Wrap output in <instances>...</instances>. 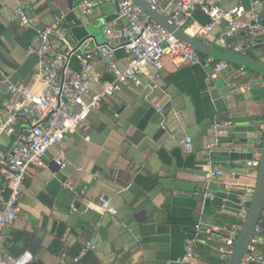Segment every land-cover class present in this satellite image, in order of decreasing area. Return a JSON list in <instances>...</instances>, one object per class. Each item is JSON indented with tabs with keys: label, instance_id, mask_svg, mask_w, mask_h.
<instances>
[{
	"label": "crops",
	"instance_id": "1",
	"mask_svg": "<svg viewBox=\"0 0 264 264\" xmlns=\"http://www.w3.org/2000/svg\"><path fill=\"white\" fill-rule=\"evenodd\" d=\"M85 1L0 0L3 97L10 85L43 89L35 79L40 57L27 55L29 48L40 46L38 31L22 26L16 16L18 2L34 13L38 28L63 17L67 45L87 38L116 43L107 38L105 25L119 31L125 24L117 7L102 3L93 15H86L81 10ZM211 1L225 10L251 8V0ZM165 2L162 12L169 17L175 13L174 2L160 0L161 5ZM260 9L264 23V0ZM208 25L209 18L198 12L184 30L222 51L231 52L241 42L225 36L226 25L204 34ZM246 57L264 64V46L250 49ZM117 60L126 68L129 57L118 51ZM72 67L79 69L76 61ZM239 69L232 65L213 78L210 64L176 65L166 60L156 84L144 76L142 86L129 85L105 101L83 127L46 155L44 167L30 169L18 220L5 231L3 253L18 256L30 251L33 264H179L186 239L203 219L212 231L199 239L197 264H228L219 250L230 235L240 237L245 224L241 198L254 189L258 175L249 161H236L231 154L251 149L255 159L264 139V88L257 87L261 76L249 71L244 77ZM97 73L102 81L111 79L104 63L98 62ZM226 121L232 126L225 140L233 146L220 147L211 155L224 162L225 175L208 181L202 165L209 161L206 149L214 139L212 126ZM185 136L193 140L191 153L184 151ZM13 142L14 137L0 139L6 151ZM61 151L69 162L63 170L55 162ZM102 198L116 215L100 212ZM259 224L260 241L252 246L257 255L264 250V214ZM87 243L95 248L83 254Z\"/></svg>",
	"mask_w": 264,
	"mask_h": 264
},
{
	"label": "built area",
	"instance_id": "2",
	"mask_svg": "<svg viewBox=\"0 0 264 264\" xmlns=\"http://www.w3.org/2000/svg\"><path fill=\"white\" fill-rule=\"evenodd\" d=\"M147 1L154 8L160 6V0ZM173 2L175 13L170 14L169 22L179 28L185 29L200 12L209 18V25L202 29L204 34L213 33L226 25L227 38L241 39L240 43L232 46L231 53L246 57L250 49L264 46L260 0H251L249 10L241 5L225 10L211 0ZM102 3L116 6L119 19L125 22L119 31H114L109 24L105 25L107 38L116 40V43H99L93 38H87L74 46L66 44L67 35L61 24L63 17L57 18L53 25L38 28L34 13L28 11L23 3H17L16 16L22 26L36 28L38 31L40 46L38 49L29 48L27 55L40 57L35 79L43 85V89L36 92L33 88L10 85L7 96L3 97L0 83V139L4 136L14 137L8 151L0 143V264H33L34 256L30 251L18 256L3 253L5 231L18 220L19 205L30 169L44 167L46 155L83 127L92 112L100 110L105 101L119 95L125 87L142 86L144 76L151 84H156L158 73L164 69L166 60L176 65L210 64L213 67V78H218L232 66L209 57L204 60L191 45L161 26L132 0H86L81 10L86 15H93L96 7ZM221 42L227 44V40ZM118 51H124L129 57L126 68L121 67L117 60ZM72 61L77 62L79 69L72 67ZM98 62L105 64L110 80L102 81L97 73ZM149 69H153L151 73ZM248 73L249 70L240 67V75L245 77ZM93 86H97V89ZM158 112L162 113L163 109L159 107ZM231 126L230 121L217 122L212 126L214 139L206 149L209 161L202 165L208 181L224 178V162L213 160L211 155L220 147L232 148V144L225 140ZM162 128L165 129V125ZM182 145L186 153L193 151L191 137L185 136ZM256 155L255 159L248 162V166L258 171L260 153ZM55 162L62 170L68 167L64 151L59 153ZM253 191L247 189L241 198V218L244 223L250 215V194ZM99 210L113 216L117 214V210L103 198ZM194 230V235L185 241V253L177 260L179 264H197L199 254L196 246L199 239L203 235H210L212 231L203 219ZM261 233L262 227L258 224L247 254L240 264H264V250L261 255H257L252 248L259 243L258 235ZM238 240L239 235L226 238L225 245L219 250L224 262L229 263ZM94 248L92 243H87L83 254Z\"/></svg>",
	"mask_w": 264,
	"mask_h": 264
},
{
	"label": "water",
	"instance_id": "3",
	"mask_svg": "<svg viewBox=\"0 0 264 264\" xmlns=\"http://www.w3.org/2000/svg\"><path fill=\"white\" fill-rule=\"evenodd\" d=\"M136 5L146 11L156 22L173 33L181 41L189 44L192 48L202 56L212 58L216 61H224L233 66L244 67L247 70L261 76V84L257 87L264 88V64L254 61L248 57H242L231 53L229 50H218L213 45L195 38L187 33L184 29L177 27L169 22L168 15L162 11L167 8V2L163 3L158 8H154L147 0H132ZM161 7V8H160ZM165 63V62H164ZM230 142V141H228ZM231 143V142H230ZM232 144V143H231ZM233 146V144H232ZM254 151L251 149H243L241 153H232L231 157H236V161H251L253 160ZM252 204L250 215L244 224L240 234L236 250L228 264H240L241 260L247 254L249 245L254 236L255 227L260 223L264 214V139L262 150L260 153V166L253 194L251 195Z\"/></svg>",
	"mask_w": 264,
	"mask_h": 264
}]
</instances>
